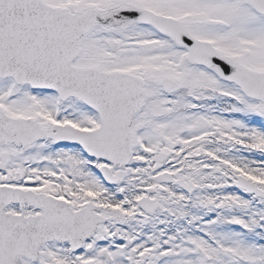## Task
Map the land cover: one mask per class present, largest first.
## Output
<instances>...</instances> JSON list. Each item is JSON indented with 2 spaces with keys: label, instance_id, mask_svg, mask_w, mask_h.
Returning <instances> with one entry per match:
<instances>
[{
  "label": "snow or ice",
  "instance_id": "1",
  "mask_svg": "<svg viewBox=\"0 0 264 264\" xmlns=\"http://www.w3.org/2000/svg\"><path fill=\"white\" fill-rule=\"evenodd\" d=\"M0 264H264V0H0Z\"/></svg>",
  "mask_w": 264,
  "mask_h": 264
}]
</instances>
